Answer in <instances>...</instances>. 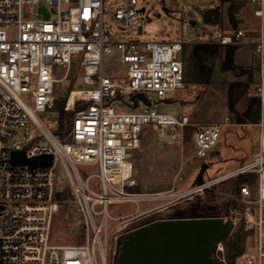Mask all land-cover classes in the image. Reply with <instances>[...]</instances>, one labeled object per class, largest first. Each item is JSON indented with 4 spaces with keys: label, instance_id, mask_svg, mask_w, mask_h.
Instances as JSON below:
<instances>
[{
    "label": "built area",
    "instance_id": "built-area-1",
    "mask_svg": "<svg viewBox=\"0 0 264 264\" xmlns=\"http://www.w3.org/2000/svg\"><path fill=\"white\" fill-rule=\"evenodd\" d=\"M247 1L262 20L261 26L216 29L220 38L209 35L208 44L236 46L249 36L259 60L258 80L248 96L261 109L262 143L254 161L235 172L254 173L257 194L253 198L250 188L243 187L244 211L236 213L235 220L220 218L231 221L233 227L242 224L248 233L250 248L240 264H264V0ZM40 2L51 8L54 19L24 16L25 7ZM104 4L105 0H0V264H115L122 237L143 227H133L143 215L114 218L109 227V207L152 198L135 191L139 184L134 156L146 130L177 128L181 142L192 144L201 161H207L220 142L219 124L194 122L187 114L161 113L152 101L144 111H117L114 103L123 94L130 95L129 107L134 109L132 97L137 94L154 95L162 102L184 90L186 43L115 42L105 29ZM137 5L138 0H130L112 14L122 30L140 25L142 9ZM114 49L120 53L124 72L105 75L103 59ZM74 65L86 87L80 89L72 109L67 97L64 110L74 117L68 131L60 133L49 114L60 98L59 84ZM58 66L66 67L61 78ZM20 135L23 138L17 140ZM13 151L28 157L52 155L53 163L16 166L11 161ZM61 165L67 172L77 217L74 223L84 235V243L77 246L50 244L56 216L65 202L57 199ZM79 166L95 172L86 174ZM217 182L196 185L187 195L202 197ZM224 242L212 259L237 264L226 256Z\"/></svg>",
    "mask_w": 264,
    "mask_h": 264
},
{
    "label": "rangeland",
    "instance_id": "rangeland-1",
    "mask_svg": "<svg viewBox=\"0 0 264 264\" xmlns=\"http://www.w3.org/2000/svg\"><path fill=\"white\" fill-rule=\"evenodd\" d=\"M130 0H105L104 24L115 42L126 40L143 41H180L186 43L185 89L167 101H158L156 96L148 95L157 111L166 114H187L194 122L203 124H219L222 136L217 147L210 153L207 161L199 160L192 144H184L180 140L177 128L150 127L142 137L141 149L135 154L138 169V188L136 192L152 197L131 204L116 203L109 207L112 219L130 217L138 213L143 215L133 227L144 226L157 220L175 219L174 213L186 209L196 203L199 198L207 200L209 205L216 206L215 217H230L242 213L247 205L241 195L243 187H249L253 198L257 194V179L252 172L236 174L240 167L247 165L256 158L261 141V109L257 100L248 96L253 88L259 69V60L255 53L252 39L247 36L236 45L234 68L226 70L225 50L208 56H195L196 45L208 43L209 35L219 39L221 34L216 29H257L262 20L254 13V7L247 0H235L238 22L235 28L228 18V3L215 0H138V27L122 30L113 19L112 14L128 4ZM218 8L221 12L220 24L209 25L204 21V15L211 9ZM43 15L46 19H54L55 13L45 3L40 2L24 8V16ZM264 25V21H263ZM74 65L66 78L59 84L61 93L54 109L49 114L52 122L57 124L58 132L66 133L74 117L73 112L60 119L55 110L57 106L65 107L69 92L73 89H83L82 76L77 75ZM66 67L58 66V76L65 74ZM105 75H121L124 68L120 63V53L114 49L111 55L103 59ZM77 75V76H76ZM235 86V93L241 97L235 105L237 115L230 112L228 106V90ZM129 94H123L114 103L118 112L144 111L148 107L140 105L130 109ZM65 111V110H64ZM23 135L18 136L21 140ZM86 174L95 172L94 168L79 166ZM218 180L202 197L190 198L187 194L196 186L207 181ZM96 183L98 181H95ZM57 199L62 202L56 216L50 237L51 245L77 246L84 243V235L80 227L75 225L77 219L71 203V190L68 186L66 168L61 165L58 179ZM187 195V196H185ZM181 218H191L186 215ZM235 220V219H234ZM244 237V241L241 239ZM228 259L242 250L234 261L240 264L245 252L250 248L248 233L242 224H237L223 244Z\"/></svg>",
    "mask_w": 264,
    "mask_h": 264
},
{
    "label": "water",
    "instance_id": "water-1",
    "mask_svg": "<svg viewBox=\"0 0 264 264\" xmlns=\"http://www.w3.org/2000/svg\"><path fill=\"white\" fill-rule=\"evenodd\" d=\"M132 101L133 108L139 107L140 101L152 106L144 94L133 96ZM11 161L16 166L48 167L53 156L28 157L25 152L13 151ZM233 229L231 221L220 217L158 220L122 237L115 264H221L212 254Z\"/></svg>",
    "mask_w": 264,
    "mask_h": 264
},
{
    "label": "trees",
    "instance_id": "trees-1",
    "mask_svg": "<svg viewBox=\"0 0 264 264\" xmlns=\"http://www.w3.org/2000/svg\"><path fill=\"white\" fill-rule=\"evenodd\" d=\"M219 1L220 3L230 2V6L227 10V14H228V18L232 22V25L236 28L238 22L235 19V14L237 12L235 0H219ZM220 19H221V12L220 9L218 8L211 9L210 11L206 12L204 15V21L206 24L209 25L218 26L220 24ZM222 49L225 50L224 67L226 70H232L234 68V56L236 52V47L234 46H221L218 44L201 43L195 46L193 54L198 57L208 56L211 54L218 53ZM240 97L241 95L238 96L235 93V86L231 85L228 90V106L230 112L235 115H237L235 105ZM55 110L59 112L61 121L68 114L66 111H64L63 105L57 106ZM216 211H217L216 206L209 205L207 200H202L201 198H199V200L196 203L192 204L186 209L178 210L177 212H175L173 218H181L186 215H191V218L215 217L212 215L216 214ZM241 240L244 241V237ZM241 253L242 250L232 257V261H234V259Z\"/></svg>",
    "mask_w": 264,
    "mask_h": 264
},
{
    "label": "bare ground",
    "instance_id": "bare-ground-1",
    "mask_svg": "<svg viewBox=\"0 0 264 264\" xmlns=\"http://www.w3.org/2000/svg\"><path fill=\"white\" fill-rule=\"evenodd\" d=\"M79 91H80V89H73L72 90L73 93L71 95L70 94L68 95L70 109H72V105L75 101L76 96L79 94ZM261 143H262V136H261L260 146H261Z\"/></svg>",
    "mask_w": 264,
    "mask_h": 264
},
{
    "label": "crops",
    "instance_id": "crops-1",
    "mask_svg": "<svg viewBox=\"0 0 264 264\" xmlns=\"http://www.w3.org/2000/svg\"><path fill=\"white\" fill-rule=\"evenodd\" d=\"M215 1H218V0H215ZM213 9H214V8H213ZM249 38H250V37H249ZM250 39H251V38H250ZM258 73H259V69H258ZM257 80H258V77H257ZM257 80H256V81H257Z\"/></svg>",
    "mask_w": 264,
    "mask_h": 264
}]
</instances>
